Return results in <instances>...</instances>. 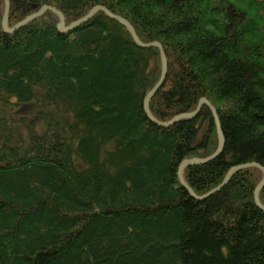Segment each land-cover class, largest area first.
<instances>
[{
  "label": "trees",
  "instance_id": "obj_1",
  "mask_svg": "<svg viewBox=\"0 0 264 264\" xmlns=\"http://www.w3.org/2000/svg\"><path fill=\"white\" fill-rule=\"evenodd\" d=\"M8 3L10 28L44 5L65 26L101 6L161 45L149 114L168 123L204 98L223 137L181 170L196 196L231 167L264 168V0ZM2 13L0 0V264H264L258 168L202 200L180 186V163L216 150L215 125L206 106L166 127L146 118L156 48L101 11L66 33L45 11L4 34Z\"/></svg>",
  "mask_w": 264,
  "mask_h": 264
},
{
  "label": "water",
  "instance_id": "obj_2",
  "mask_svg": "<svg viewBox=\"0 0 264 264\" xmlns=\"http://www.w3.org/2000/svg\"><path fill=\"white\" fill-rule=\"evenodd\" d=\"M2 1H3V13H2V19H1V29H2V32L4 34L12 33L14 30L24 26L26 23L30 22L31 20L41 16L45 11H50L51 13H53L54 15L57 16V18H58V24H57L58 31L60 33H66L68 31H71L73 28L77 27L78 25L83 24L84 22L89 20L96 12L101 11L107 18L116 21L122 27L125 28L129 34L132 42L138 48H142V49L156 48L158 50L159 60H160V74H159V78H158L156 84L146 94V96L144 97L143 102H142V109H143V112H144L146 118L150 122H152L158 126L166 127L168 125L175 123L179 119L193 118L198 113L201 106H206L211 113V117H212V120H213L214 125H215V131H216V137H217L216 150L210 156H208L206 158H202V159L193 158V159H189V160H185V161L181 162L177 168V180H178L180 186L186 191V193L189 195V197H191L195 200H202L204 198L211 196L212 194L216 193L217 191H219L226 184V182L228 181V179L230 178V176L234 172H236L240 169H244V168H250V167L258 168L262 173V179L260 180V182L258 183V185L255 187V189L253 191V202H254V205L260 211H262L264 213V207H262L257 200V193L264 185V168L258 166L255 163H248V164H242V165H237V166L231 167L227 171V173L225 174V176L223 177V179L219 185H217L216 187H214L213 189H211L210 191L206 192L205 194H203L201 196H196L191 191V189L187 185H185V183L182 181V179H181V170L182 169H184L188 166L207 163V162L213 160L214 158H216L220 154L222 147H223V137H222V134H221L220 129H219V124H218L216 113H215L213 107H211V105L204 98H200L198 100L197 105L192 112L179 114V115L173 117L168 123H159L155 119H153V117L149 114L148 109H147L148 102L151 99V97L155 94V92L158 90V88L161 86V84L164 80L165 71H166V62H165L164 52H163L161 45L159 43H157V42L143 43V42L139 41L138 38L136 37L132 27L129 25V23L127 21H125L124 19H122L119 16H116V15L110 13L107 9H105L104 7H101V6L93 7L86 15H84L80 19H77L76 21L70 23L68 26H65L62 14L54 8L44 5L40 9H38L34 13L26 16L23 20H21L19 23L15 24L14 26H12L10 28L7 26L9 3H8V0H2Z\"/></svg>",
  "mask_w": 264,
  "mask_h": 264
},
{
  "label": "rangeland",
  "instance_id": "obj_3",
  "mask_svg": "<svg viewBox=\"0 0 264 264\" xmlns=\"http://www.w3.org/2000/svg\"><path fill=\"white\" fill-rule=\"evenodd\" d=\"M29 110H30V108L28 107L26 111H29Z\"/></svg>",
  "mask_w": 264,
  "mask_h": 264
}]
</instances>
